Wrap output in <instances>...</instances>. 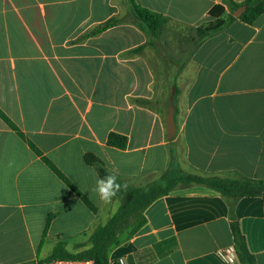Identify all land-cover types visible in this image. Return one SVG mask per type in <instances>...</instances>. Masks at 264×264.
Segmentation results:
<instances>
[{
    "label": "crops",
    "instance_id": "1",
    "mask_svg": "<svg viewBox=\"0 0 264 264\" xmlns=\"http://www.w3.org/2000/svg\"><path fill=\"white\" fill-rule=\"evenodd\" d=\"M134 1L167 18L161 35L128 0H0V264L40 261L46 241L50 255L59 241L75 252L117 212L120 200L113 209L91 191L101 177L86 154L135 188L169 168L264 180V14L200 42L214 7L228 15L245 0ZM111 134L126 147L108 145ZM234 213L264 264L262 198L239 199ZM144 215L110 264H230L220 256L234 247L230 207L218 191L178 188Z\"/></svg>",
    "mask_w": 264,
    "mask_h": 264
},
{
    "label": "trees",
    "instance_id": "2",
    "mask_svg": "<svg viewBox=\"0 0 264 264\" xmlns=\"http://www.w3.org/2000/svg\"><path fill=\"white\" fill-rule=\"evenodd\" d=\"M128 1L135 17L144 28L154 37L161 35L162 29L167 24V18L143 8L134 0ZM242 6L246 7V11L239 18H235L234 12ZM231 8L228 15H225L223 6H216L210 11L208 22L197 28L200 42L222 32L236 19H241L252 25L258 17L264 14V0H245L240 4L232 3ZM117 23L119 20L112 19L89 35L101 33ZM108 145L124 149L127 145V139L117 134H111L108 138ZM85 162L94 166L101 178L107 174H113L105 167L102 160L92 154L85 155ZM118 182L126 185V189H122L114 197V199L121 201V206L108 222L105 225H98L86 242L77 244L74 247L75 252L68 251L66 241H59L52 254L39 262L55 259H93L97 264H110L109 253L112 248L123 243L121 236L126 231H128L127 240H129L146 224L147 220L144 213L155 201L178 188L201 185L221 193L229 204L234 248L239 262L241 264H257L255 256L248 248L234 210L237 201L244 197H260L264 203V180H252L242 176L234 178L206 176L188 173L179 168H169L157 182L147 188L131 187L119 177Z\"/></svg>",
    "mask_w": 264,
    "mask_h": 264
},
{
    "label": "clouds",
    "instance_id": "3",
    "mask_svg": "<svg viewBox=\"0 0 264 264\" xmlns=\"http://www.w3.org/2000/svg\"><path fill=\"white\" fill-rule=\"evenodd\" d=\"M12 162L9 163V166ZM122 189H126V185L118 182V177L114 174H107L102 178L97 179L95 187L91 189L96 194L100 201L104 203H111L113 198L116 197Z\"/></svg>",
    "mask_w": 264,
    "mask_h": 264
},
{
    "label": "built area",
    "instance_id": "4",
    "mask_svg": "<svg viewBox=\"0 0 264 264\" xmlns=\"http://www.w3.org/2000/svg\"><path fill=\"white\" fill-rule=\"evenodd\" d=\"M220 256L227 263L230 264L233 263L237 258L236 250L234 247H229L227 249L222 250L220 252ZM33 264H97V263L93 259H55V260L43 261V262L36 261ZM118 264H125L124 259L121 258Z\"/></svg>",
    "mask_w": 264,
    "mask_h": 264
},
{
    "label": "water",
    "instance_id": "5",
    "mask_svg": "<svg viewBox=\"0 0 264 264\" xmlns=\"http://www.w3.org/2000/svg\"><path fill=\"white\" fill-rule=\"evenodd\" d=\"M246 11V7L242 6L241 8L237 9L234 12V17L239 18L244 12ZM173 98L174 94L172 96L171 102H170V109L169 114L167 117V129H168V137L169 139H172L176 134V125H175V119H174V108H173Z\"/></svg>",
    "mask_w": 264,
    "mask_h": 264
},
{
    "label": "rangeland",
    "instance_id": "6",
    "mask_svg": "<svg viewBox=\"0 0 264 264\" xmlns=\"http://www.w3.org/2000/svg\"><path fill=\"white\" fill-rule=\"evenodd\" d=\"M137 182H134L133 183V185L136 187L137 186ZM116 201H119V200H117V199H114L113 198V200H112V202L111 203H105V206H113L112 208L114 209V205H115V203H116ZM124 234H128V231H126ZM53 245V241H46V244H44L43 246H42V249H41V251H40V254H39V260H45L47 257H48V255H50V253H51V246ZM71 250V249H70Z\"/></svg>",
    "mask_w": 264,
    "mask_h": 264
}]
</instances>
